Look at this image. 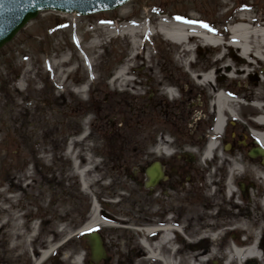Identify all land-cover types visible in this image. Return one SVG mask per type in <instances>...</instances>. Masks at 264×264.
Masks as SVG:
<instances>
[{
    "label": "rangeland",
    "instance_id": "1",
    "mask_svg": "<svg viewBox=\"0 0 264 264\" xmlns=\"http://www.w3.org/2000/svg\"><path fill=\"white\" fill-rule=\"evenodd\" d=\"M124 9L127 12L121 14ZM158 12L167 17L156 19ZM241 14L252 20L253 27H262L264 0H130L114 11L86 17L62 18L44 11L0 50V264H34L49 248L53 250L41 264H76L78 255L82 264H89L88 243L79 230L92 219L107 251V259L99 264H127L133 250L136 257L146 255L140 241L147 245V230L159 226L160 198L158 188L148 192L142 186L144 170L161 159L159 132L167 129L162 119L173 104L195 101L192 95L184 96L185 90L194 89L206 99L210 88L217 86L241 93L246 101L264 102V60L242 59L226 45L214 50L190 41L185 49L158 34L148 37L135 59H130L128 38L103 45L95 58L94 49L85 48L90 35L84 27L101 36L99 23L155 29L154 20L176 22L177 16L207 25L208 33L226 38V26ZM71 33L77 34L75 41L82 37L83 44L74 46ZM78 52L88 58L87 65ZM221 53L219 70H226V75L233 68L228 60L232 55L241 66L260 72L250 76L243 72L236 78L222 74L218 77L224 80L216 85L202 84L211 54ZM211 60L216 63L218 57ZM123 66L133 82L112 80ZM194 72L200 75L193 78ZM166 87L176 90L174 99L168 98ZM205 109L197 116L211 115ZM244 111L254 115L247 107ZM240 125L249 138L239 142L246 146L235 144L227 153L220 145L217 151L222 155L197 164L206 170L202 200L181 207L184 235L178 244L184 264H238L231 251L219 249L224 241L232 242L221 239L222 233L250 228L262 214L255 204L245 207L238 191L239 186L252 185L259 194L264 187V177L255 172L261 168L260 159L247 157L253 146L249 128L255 126L248 119ZM230 154L242 159L244 173L233 175L235 194L228 196ZM244 210L250 215L243 216ZM161 239L150 245L157 256Z\"/></svg>",
    "mask_w": 264,
    "mask_h": 264
},
{
    "label": "flooded vegetation",
    "instance_id": "2",
    "mask_svg": "<svg viewBox=\"0 0 264 264\" xmlns=\"http://www.w3.org/2000/svg\"><path fill=\"white\" fill-rule=\"evenodd\" d=\"M217 57L219 55L211 54L208 64L209 69L202 72V75L211 72L214 83L224 80L218 76L226 75L227 72L226 70H219L223 67L222 64L212 62L211 58ZM228 60L233 62L232 69L235 76L242 74L243 71L249 76L260 72L253 67L246 69L241 66L239 64L240 60L235 55L230 56ZM199 73L194 72L195 76L200 75ZM219 89L228 92L225 86L211 87L206 99L202 95H197L198 93L194 89L185 90L184 96L187 94H189L187 96L192 95L195 101L188 105L183 102L175 103L166 120L163 117L162 122L167 126V129L159 132V139L162 144L160 149L161 159L158 160L163 171V177L155 187L159 189L160 198L157 214V217H159V230L148 233L147 246L143 248L146 255L138 253V257H136L134 255L135 250H133L127 264H184L181 261V245L178 244L181 241V236L184 235L180 221L181 207L182 205H197L202 200L206 170L197 166V164L200 160L203 162V153L216 122L213 107ZM241 99H243V96L240 93L232 94V101L236 109L235 116H224L221 135L217 137L219 145L223 147L225 144L230 145L231 149L228 152H233L235 144L238 145L240 143L239 139L244 137L240 121L252 117V115H245L244 107L240 102ZM204 106H207L211 115L204 114V118L198 117L206 113V109L203 111ZM198 113L200 115L197 116ZM152 163H149L148 166ZM260 190L258 194L252 188V185L239 186L238 188L244 206L248 207L255 204L257 213H262L260 218L252 224V227L250 224V228L243 226L238 231L230 230L224 234L222 233L221 239L230 238V241H232L229 245H226L225 241L223 242L224 245L219 248L222 252H229L235 248L240 251L254 250L257 257L244 258L242 264H264V187ZM253 191L255 192L253 193ZM252 195L257 197L252 199ZM204 206L208 207V204H204ZM241 212L243 216L250 215L249 210H244L245 213ZM218 234L220 233H214L212 236H218ZM165 235H167L166 238H164ZM160 238L162 239L160 241L161 245L157 249L158 256L157 258H151L147 250L150 249L151 244H155ZM140 259L143 261H140Z\"/></svg>",
    "mask_w": 264,
    "mask_h": 264
},
{
    "label": "bare ground",
    "instance_id": "3",
    "mask_svg": "<svg viewBox=\"0 0 264 264\" xmlns=\"http://www.w3.org/2000/svg\"><path fill=\"white\" fill-rule=\"evenodd\" d=\"M127 11L121 10V14L126 13ZM61 15V17H68L69 14H63L58 13ZM252 23V20L247 18L246 15L241 14L239 16V19L229 28L230 31V41L229 45L236 48L238 50V53H240V56L242 59H248L249 57H254L255 59L264 60V25L262 27H253L250 25ZM106 27V26H103ZM158 30L161 32L164 36V38L172 43L178 44L180 46H184L185 43L188 41L189 34H194L197 36H201L206 41H203L202 44L204 45H214L219 46L221 45V40L217 36H214L213 34L208 33V31L204 28H198L193 26L192 24L186 23V22H170L167 20H160L158 22ZM152 32V31H151ZM120 35L123 36V38L130 39L132 43V52H134L135 49L138 48V39L139 36H150V29L143 24V25H137L135 23H127L120 27ZM94 44V43H93ZM185 49L189 48L184 46ZM131 52V55H132ZM218 57V62L223 61L224 55ZM127 68H124L122 70L116 71L113 77V81H118L120 84L125 82L126 79V71ZM246 71V69H245ZM244 72V71H243ZM230 73H234L233 69ZM239 76V75H238ZM213 82V76L211 72H207L204 75H202L201 83H212ZM170 95L173 96L174 92L172 90L169 91ZM255 97V96H254ZM234 102L230 100L227 96H225L224 93H217L214 100V112L216 114V122L214 124V130L213 135H219L222 131L223 123H224V116L228 115L229 117L235 116V106L233 104ZM255 106L260 107V103H256ZM255 110V108H254ZM259 117L256 118L255 122L262 126L261 132L253 131L251 132L252 136H254L258 142V144L264 146V114L258 115ZM212 137V139L209 141L205 153L203 155V158L208 160L211 158L214 149L217 148L218 144L215 142V138ZM246 145V144H245ZM227 149H231L230 146L227 147ZM222 155V154H221ZM228 163L230 167L228 168V177L226 180V190L227 194L230 196L233 193L234 187L232 185V178L233 175L243 174V170L241 169L242 165V159H238L236 156H233L230 154ZM257 159V158H256ZM260 159V158H259ZM260 167L255 172L259 174V176L264 177V165L262 164V160L259 161ZM240 172V173H239ZM98 223L92 219V221L88 222L85 229H91L95 227ZM157 230V228H152L147 231ZM165 231V230H164ZM166 232V231H165ZM167 235L164 236L166 238ZM142 245L145 247L147 246L145 242H142ZM53 249H48V251H44L41 254L40 260L35 261L34 264H40L43 262L47 257L50 255ZM150 257L157 258L156 255L152 252V250H147ZM233 256L236 258L238 264H242L244 258H255V252L252 249L248 250H234L232 251ZM83 258L81 255L74 257V263L76 264H82ZM200 262H204L203 259H200ZM196 264V263H191Z\"/></svg>",
    "mask_w": 264,
    "mask_h": 264
},
{
    "label": "water",
    "instance_id": "4",
    "mask_svg": "<svg viewBox=\"0 0 264 264\" xmlns=\"http://www.w3.org/2000/svg\"><path fill=\"white\" fill-rule=\"evenodd\" d=\"M129 0H0V49L16 36V34L34 20L39 11H58L86 16L94 13L114 10ZM249 157H261L264 165V148H252ZM145 186L153 188L162 178L158 163L145 171ZM88 242L91 260L97 264L106 259L103 241L98 233L85 236Z\"/></svg>",
    "mask_w": 264,
    "mask_h": 264
},
{
    "label": "snow or ice",
    "instance_id": "5",
    "mask_svg": "<svg viewBox=\"0 0 264 264\" xmlns=\"http://www.w3.org/2000/svg\"><path fill=\"white\" fill-rule=\"evenodd\" d=\"M177 19L180 20L181 18L180 17H177ZM202 26L207 27V25H202Z\"/></svg>",
    "mask_w": 264,
    "mask_h": 264
},
{
    "label": "trees",
    "instance_id": "6",
    "mask_svg": "<svg viewBox=\"0 0 264 264\" xmlns=\"http://www.w3.org/2000/svg\"><path fill=\"white\" fill-rule=\"evenodd\" d=\"M77 217V215H75V217L74 218H76ZM81 217L83 218V215H81ZM73 218V220L75 221V219Z\"/></svg>",
    "mask_w": 264,
    "mask_h": 264
}]
</instances>
